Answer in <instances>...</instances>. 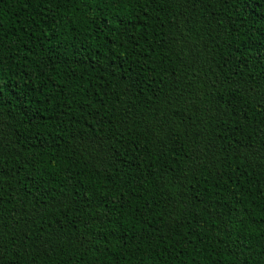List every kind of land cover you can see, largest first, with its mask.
Masks as SVG:
<instances>
[{"label":"trees","instance_id":"obj_1","mask_svg":"<svg viewBox=\"0 0 264 264\" xmlns=\"http://www.w3.org/2000/svg\"><path fill=\"white\" fill-rule=\"evenodd\" d=\"M0 264H264V0H0Z\"/></svg>","mask_w":264,"mask_h":264}]
</instances>
